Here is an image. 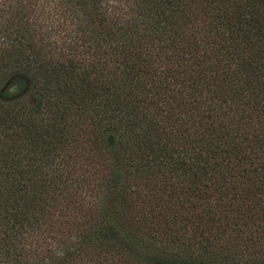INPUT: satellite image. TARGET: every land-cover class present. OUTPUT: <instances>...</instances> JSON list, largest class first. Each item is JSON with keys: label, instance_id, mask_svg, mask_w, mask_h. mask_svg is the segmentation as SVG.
Here are the masks:
<instances>
[{"label": "trees", "instance_id": "1", "mask_svg": "<svg viewBox=\"0 0 264 264\" xmlns=\"http://www.w3.org/2000/svg\"><path fill=\"white\" fill-rule=\"evenodd\" d=\"M0 264H264V0H0Z\"/></svg>", "mask_w": 264, "mask_h": 264}]
</instances>
